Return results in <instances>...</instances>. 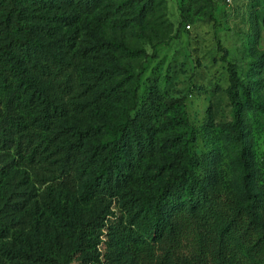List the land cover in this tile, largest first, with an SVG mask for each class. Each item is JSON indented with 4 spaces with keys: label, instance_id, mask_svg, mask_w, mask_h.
Here are the masks:
<instances>
[{
    "label": "rangeland",
    "instance_id": "374dc122",
    "mask_svg": "<svg viewBox=\"0 0 264 264\" xmlns=\"http://www.w3.org/2000/svg\"><path fill=\"white\" fill-rule=\"evenodd\" d=\"M148 6L140 24L129 0H106L81 25H50L44 45L51 75L37 81L65 115L54 118L47 129L38 125V109L22 104L26 94L9 101L13 82L5 85L0 68V117L10 106L21 122L13 130L12 148L0 145V213L5 224L0 264H47L36 257L62 256L72 236L63 210L84 220L101 208L79 199L83 174L77 165L108 140L102 125L115 123L123 103L131 102L132 78L127 75H139L137 106L150 88L158 96L152 123L163 149L147 159L146 172L175 165L177 146L189 142L195 173L203 177L212 162L216 190L225 202L236 203L238 149L225 137L232 121L226 94L230 64L251 88L254 108L243 113L244 126L252 168L264 177V0H151ZM95 40L119 41L137 53H81ZM116 64L121 70L112 73ZM117 82L122 85L112 97L96 95L100 85ZM20 192L30 194L23 208H6L8 198Z\"/></svg>",
    "mask_w": 264,
    "mask_h": 264
},
{
    "label": "trees",
    "instance_id": "16d2710c",
    "mask_svg": "<svg viewBox=\"0 0 264 264\" xmlns=\"http://www.w3.org/2000/svg\"><path fill=\"white\" fill-rule=\"evenodd\" d=\"M105 1L0 0V68L6 74L5 85L13 82L9 101L26 94L22 104L38 109L41 129L65 115L37 81L40 76L51 75L50 52L44 45L50 25H81ZM129 1L137 10L135 23H142L151 0ZM102 50L126 57L137 53L110 40H95L81 53ZM227 66L226 94L232 121L226 125L225 137L238 149L240 200H222L216 190L218 174L212 162L203 177L195 173L189 142L177 146L179 159L175 165L156 166L152 173L146 172L147 159L163 149L152 123L158 96L150 88L145 102L137 106L139 75H127L132 78L131 102L123 103L115 123L102 125L108 140L94 146L77 165L83 174L77 190L79 199L101 208L84 220L63 210L62 216L72 231L65 252L60 257L36 258L47 264H264V177L257 176L252 168L243 119V113L254 108L251 88L230 64ZM112 70L115 73L121 68L116 64ZM122 82L102 84L96 95L112 97ZM20 126V118L7 106L0 117L3 149L12 148L13 130ZM173 142L177 143L175 139ZM12 195L5 205L13 211H20L30 197L26 192ZM1 215L0 232L5 226Z\"/></svg>",
    "mask_w": 264,
    "mask_h": 264
},
{
    "label": "built area",
    "instance_id": "2783aa9c",
    "mask_svg": "<svg viewBox=\"0 0 264 264\" xmlns=\"http://www.w3.org/2000/svg\"><path fill=\"white\" fill-rule=\"evenodd\" d=\"M227 4H231V0H226Z\"/></svg>",
    "mask_w": 264,
    "mask_h": 264
}]
</instances>
